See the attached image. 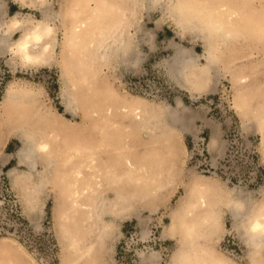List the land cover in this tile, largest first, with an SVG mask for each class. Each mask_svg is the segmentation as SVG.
I'll return each mask as SVG.
<instances>
[{
	"label": "rangeland",
	"instance_id": "1",
	"mask_svg": "<svg viewBox=\"0 0 264 264\" xmlns=\"http://www.w3.org/2000/svg\"><path fill=\"white\" fill-rule=\"evenodd\" d=\"M84 1L93 6L99 2ZM46 2L53 9L49 23L53 27V39L46 57L30 64L11 52L0 53L1 244L21 246L35 264H62L56 212L61 201L70 203L65 198L69 179L58 178L60 183L56 176H49L47 192L28 200V189L45 173L43 159L40 158L35 177L28 181L11 176L15 169L28 174L27 167L20 164L23 142L16 129L34 126L55 130L43 120L45 115L60 123L61 130L56 132L65 140L66 147L91 148L93 153L99 152L96 158L105 162L124 155L139 164L155 160L163 165V175L158 180L165 189L151 194L144 202L131 204L139 216L129 211L116 218L107 241L109 250L105 249V255L94 264L105 260L109 264H143V258L153 252L159 255V264H168L181 237L177 225L197 216H189L186 210L199 181L211 183L230 196L235 188L241 189L252 201L253 213L260 212L264 207V0H208L211 7L228 4L243 15L242 19L235 20L237 35L228 40L210 39V42L204 35L192 37L183 30L168 15V1L160 8L137 9L130 34L134 37H139L142 31L148 34V40L140 45L138 66L98 63L84 74L74 69V48L69 46L67 29L70 21L67 16L60 18V14L76 9L78 1ZM5 3L8 17L20 13V18L30 15L34 20L43 18L38 6L21 5L20 0H5ZM159 23L162 28L157 30ZM17 33L14 37L19 39L21 33ZM208 45L216 52L210 66L206 60ZM179 47L192 50L199 59L198 66L188 69L187 80L182 83L173 78L169 69V62ZM196 70L195 78L192 75ZM85 74L88 80L84 79ZM11 90H29L37 99L30 105L6 108L5 100ZM69 94L73 95L71 108L67 107ZM138 104L149 108L155 120L148 116L150 122L143 124L133 112ZM126 106L132 111H126ZM181 107L186 109L188 126L171 123V112ZM107 134L109 138L101 149L98 146ZM168 140H173L179 148L175 159L168 155L171 142ZM83 155L91 154L83 152ZM81 159L74 157L64 171L75 169ZM85 172L90 173L89 168ZM130 179L128 185L134 189L138 185L134 183L136 177L132 178L133 182ZM221 204L218 213L222 211L224 229L213 246L226 256L231 257L227 250L238 253L237 264H250L248 248L234 229L235 220L226 205ZM257 257L264 260V256ZM77 264L89 262L81 258Z\"/></svg>",
	"mask_w": 264,
	"mask_h": 264
},
{
	"label": "bare ground",
	"instance_id": "2",
	"mask_svg": "<svg viewBox=\"0 0 264 264\" xmlns=\"http://www.w3.org/2000/svg\"><path fill=\"white\" fill-rule=\"evenodd\" d=\"M46 1L20 0L24 6H38L40 8L43 18L34 20V17L31 15L20 18V13H17L15 16L9 15L8 17L7 13L3 12L2 7H4V2L0 0V53L11 52L23 62L30 64L39 62L46 57L50 41L53 39V27L49 24L53 19V9L51 4ZM77 1L76 9L69 11L68 14H60V18L61 16L62 18L67 16V21H70V26H67V29L70 37L69 46L74 48L72 52L76 60L74 69L79 72L83 71V74L85 70H92L93 66L98 63L100 65L101 63L110 64L118 62V65L120 64L127 68L138 66L141 61L140 45L145 40H148V34L142 30L143 33L141 32L139 37H134L130 34L129 29L133 25V20L137 19V9L157 8L164 1H168L170 3V5L168 4V15L178 22V25L183 30L188 31L192 37L204 35L205 39L209 40V42L210 39L214 38L218 40L233 38V35H237L238 33L234 25L235 20L243 18L238 9L232 8L228 4L214 8L211 7L208 0H119L117 2L99 0L95 6L93 4L89 5L84 0ZM13 24L16 25L15 28L12 27ZM17 32L21 33L19 39L14 37V34ZM30 36H39L40 40L38 43L34 39L29 41L28 56L30 59H25L24 54L21 53L18 46L22 41H27V38ZM207 51L206 60L208 66H210L216 57V52L211 45H208ZM198 62L199 59L192 50L186 47H179L176 50L175 56L169 62L170 73L173 78L182 83L187 80L188 69L193 66L196 67L195 65ZM85 75L84 79H87V75ZM192 76H198V70ZM36 99L37 96L29 92V90L28 92L11 90L7 95L5 105L6 108L20 105L25 106L26 104H33ZM72 99V94L66 97L68 108L72 107L70 105ZM77 103L75 104L77 105ZM125 109L126 111H132L130 106H126ZM133 112L137 114L136 117L143 121L142 123L145 125L148 124V121L150 122L148 116L154 120L156 118H154V115H151L149 108L141 104L133 107ZM186 117L185 108L181 107L173 110L171 112V123L179 126H188L190 121ZM43 120L51 128H55V130L50 131L47 128H35L34 126H29V128L18 127L16 129L19 138L23 142V149L19 151L20 164L27 167L28 174L23 175L21 172H16L15 169V172L13 171L11 176L23 180L35 177L34 174L38 171L40 158L43 159L41 161H44L43 165H45V169L43 170H45V173L40 174L43 175L40 177V180L28 189V200L36 198L38 193L47 192L49 176H56V180L59 182L60 179H69V187L65 191L67 196L64 197L70 203L67 202L66 204L60 199L59 211L56 212L59 240L63 251L62 264H77L81 258L86 259L89 264H94L105 255V249L109 250L107 241L112 230V223L116 221V218L123 213L128 214L129 211L133 215L139 216L140 213L137 210L131 209V204L134 201L144 202L151 194L153 195L164 188V185L160 184V180H158L163 175L161 172L163 165L155 160L154 162L151 161L150 164H148L149 162L139 164L124 155L118 158L112 157L105 162L96 158L99 152L93 153L91 148H82L79 145L73 148L69 145L66 147L65 140H63L59 132H56L57 130H61L60 123L57 120L53 121L47 115L43 116ZM113 125L115 126V124ZM108 138L109 134L103 135V139L98 147L102 149ZM168 141H171L168 145V155L175 159L178 156L179 148L173 140ZM83 152H89L91 155L85 156ZM76 156H80L82 159L78 160L79 163L75 165V169L64 171L65 167ZM88 162L89 164H86ZM171 165L173 166V163ZM148 166L152 169L148 168ZM58 167L59 170L56 169ZM87 168L90 171L88 174L85 172ZM133 176L136 177L134 183L138 185H135L134 189H130L128 185L129 179H134ZM149 178H152L151 181L147 180ZM79 183H84L85 186L80 187V185L78 186ZM195 187L198 188L191 193L190 197L192 198H190L189 208L186 212H188L189 216H192V214L194 217L197 216L189 221L182 220L177 225L180 226L181 237L177 240V246L168 264H177V262L179 264H200L208 256L217 261L218 264H237L236 258L231 256L232 259L230 256L220 254L213 246V242H216L220 238L221 232L224 229L222 217L220 216L222 211H220V214L218 213V207L221 203L224 206L226 205V208L235 220L234 229L239 232L241 242L248 248L247 256L251 260L250 264H261L264 260L259 259L257 255L264 256V238L250 231L249 225L253 218L257 220V224L261 218H264V207L260 209L258 214H254L252 201L241 189L235 188V190L231 191L232 195L230 196L226 194L227 192L224 193L218 189L219 187L217 188L211 183L199 181ZM59 193L61 194V192ZM34 203H32L33 206ZM1 243L0 264H35V261L31 257H28L29 255L21 246H11ZM27 257L28 259H26ZM158 262L159 255L153 252L149 256H145L142 263L158 264ZM100 264L109 263L105 260L101 261Z\"/></svg>",
	"mask_w": 264,
	"mask_h": 264
},
{
	"label": "clouds",
	"instance_id": "3",
	"mask_svg": "<svg viewBox=\"0 0 264 264\" xmlns=\"http://www.w3.org/2000/svg\"><path fill=\"white\" fill-rule=\"evenodd\" d=\"M33 39L38 43L40 37L30 36L27 38V41H25L24 45L22 46L21 52L24 54L25 59H30V57L28 56L29 41H32ZM249 230L264 238V218H261L258 224H257V220L253 218L251 224L249 225ZM205 255L208 256L207 253H205ZM177 264H179V262H177ZM200 264H218V262L211 259L210 256H208V258L202 260ZM261 264H264V261H262Z\"/></svg>",
	"mask_w": 264,
	"mask_h": 264
},
{
	"label": "crops",
	"instance_id": "4",
	"mask_svg": "<svg viewBox=\"0 0 264 264\" xmlns=\"http://www.w3.org/2000/svg\"><path fill=\"white\" fill-rule=\"evenodd\" d=\"M3 2H4V7H2L3 8V12H5V13H7V11H8V4L7 3H5V0H3ZM15 4H17L19 7H20V5L19 4H21V3H15ZM22 5V4H21ZM26 6H28V5H26ZM7 10V11H6ZM8 14H9V11H8ZM7 14V15H8ZM163 19H165V20H168V18H166L165 16H163ZM162 22V21H161ZM158 24V23H157ZM162 23H159V27H157V30H160L161 28H162V25H161ZM18 34V33H17ZM6 55V54H5ZM7 55H10V53H7ZM202 61V60H201ZM166 238H169V237H166ZM170 239V238H169ZM158 264H159V262H158Z\"/></svg>",
	"mask_w": 264,
	"mask_h": 264
},
{
	"label": "built area",
	"instance_id": "5",
	"mask_svg": "<svg viewBox=\"0 0 264 264\" xmlns=\"http://www.w3.org/2000/svg\"><path fill=\"white\" fill-rule=\"evenodd\" d=\"M227 252H228L232 257H234V258H236V259L239 258V254H238V253H236V252H232V251H230V250H227Z\"/></svg>",
	"mask_w": 264,
	"mask_h": 264
},
{
	"label": "snow or ice",
	"instance_id": "6",
	"mask_svg": "<svg viewBox=\"0 0 264 264\" xmlns=\"http://www.w3.org/2000/svg\"><path fill=\"white\" fill-rule=\"evenodd\" d=\"M12 27H13V28H15V27H16V25H15V24H13V25H12ZM24 43H25V42H24V41H22V42H21V44L18 46V47H19V49H20V51H21V49H22V46L24 45ZM21 53H22V52H21ZM22 54H23V53H22Z\"/></svg>",
	"mask_w": 264,
	"mask_h": 264
}]
</instances>
